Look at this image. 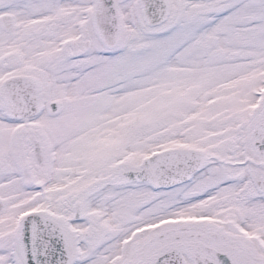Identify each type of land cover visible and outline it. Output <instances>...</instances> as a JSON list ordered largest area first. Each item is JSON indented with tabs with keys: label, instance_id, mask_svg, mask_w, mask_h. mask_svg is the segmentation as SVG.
I'll list each match as a JSON object with an SVG mask.
<instances>
[{
	"label": "snow or ice",
	"instance_id": "snow-or-ice-1",
	"mask_svg": "<svg viewBox=\"0 0 264 264\" xmlns=\"http://www.w3.org/2000/svg\"><path fill=\"white\" fill-rule=\"evenodd\" d=\"M0 264H264V0H0Z\"/></svg>",
	"mask_w": 264,
	"mask_h": 264
}]
</instances>
